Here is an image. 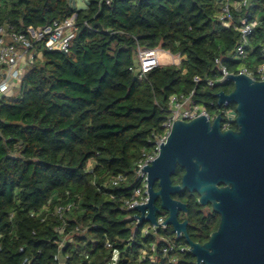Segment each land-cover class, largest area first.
<instances>
[{
    "label": "trees",
    "instance_id": "obj_1",
    "mask_svg": "<svg viewBox=\"0 0 264 264\" xmlns=\"http://www.w3.org/2000/svg\"><path fill=\"white\" fill-rule=\"evenodd\" d=\"M252 2L262 24L247 56L237 58L239 31L218 20L219 0H86L81 8L71 0H0V26L25 31L73 15L78 25L68 52L38 45L22 81L0 99V264L58 263L59 222L45 209L67 192L79 206L68 220L88 226L63 247L67 264H104L112 255L106 240L119 250V264H197L189 250L163 253L158 237L175 238L172 227L131 239L129 212L121 206L140 184L135 168L144 150L164 134L171 95L194 91L198 103L223 114V126V110L236 111L234 103H217L218 92L230 93L234 83L220 80L216 59L234 73L264 62V0ZM139 47L169 50L181 63L160 65L141 78L132 69ZM235 125L231 121L229 128ZM182 172L176 171L174 184ZM118 174L126 181L106 184ZM173 197L187 204L191 238L206 242L219 215L205 210L196 192ZM151 242L154 260L141 259ZM172 256L176 263L169 262Z\"/></svg>",
    "mask_w": 264,
    "mask_h": 264
},
{
    "label": "water",
    "instance_id": "obj_2",
    "mask_svg": "<svg viewBox=\"0 0 264 264\" xmlns=\"http://www.w3.org/2000/svg\"><path fill=\"white\" fill-rule=\"evenodd\" d=\"M227 80L234 89L218 92L217 103L236 104L237 129H223L221 113L213 121L205 115L173 121L158 155L141 166L149 199L134 205L140 213L134 216L158 225L157 215L166 211L161 223L185 239L197 264H264V80L244 73L227 74ZM178 166L184 173L174 184ZM184 190L198 193L199 203L220 215L204 243L194 241L189 221L178 218L188 207L173 195Z\"/></svg>",
    "mask_w": 264,
    "mask_h": 264
},
{
    "label": "built area",
    "instance_id": "obj_3",
    "mask_svg": "<svg viewBox=\"0 0 264 264\" xmlns=\"http://www.w3.org/2000/svg\"><path fill=\"white\" fill-rule=\"evenodd\" d=\"M219 4L220 10L217 18L224 26H233L239 31V42L235 48V55L237 58H245L248 53L247 48L250 44V37L256 28L262 24V17L260 15L253 16L252 0H219ZM77 30L78 25L75 15L61 21L55 20L51 24L38 28L28 27L25 31H18L9 23L0 26V99L6 94H10L22 81L26 68L34 63L38 45H43L49 50H58L66 53L70 49L71 42ZM262 51L264 53V47ZM174 56L175 54L169 50H163L160 47H139L137 54L138 63L132 69L139 77L143 78L152 69L172 61ZM216 62L220 65L221 81L226 80L227 74L234 73L229 71L220 59H216ZM238 73L247 74L253 79L264 80V62L254 67L243 65ZM194 80L199 82L201 78L196 76ZM207 82L210 85L214 83L211 79H207ZM169 111V115L163 122L164 134L156 138L150 150H144L143 156L136 165L135 172L140 184L134 189L131 198L127 199L121 206V209L129 212L126 218L131 221L133 228L131 239L138 232L143 236H148L150 234H157L159 230L168 228V226L161 223L167 218L164 214L159 213L157 215L158 225L152 224L148 220L140 221L138 217L134 216V214H140L134 205L147 203L149 199L147 174L141 169V166L151 164V159L158 155L159 143L166 140L173 121L178 119L189 121L200 115H205L213 121L217 114H219L216 112L212 113L206 106L198 103L195 99L194 91L171 95L169 99ZM223 111L227 121L224 126L222 123V127L226 129L229 128V123L235 120L236 116L232 117L231 115L232 113L235 115L236 111L227 109ZM91 168H89L88 163V169ZM126 179L127 176L125 174L112 175L106 184L111 187H116L126 181ZM51 204L52 199L49 200L47 209L45 210L51 212L58 220L59 223L55 226V231L62 239L59 244V253L56 255V259L58 260L57 264H67L68 256H63V247L73 240L75 234L86 232L88 226L82 224L72 226V223L68 220V216L75 213L79 207L78 203L74 199H71L70 192L66 193L65 198L58 197L52 210L49 208ZM31 215L34 216L35 213L33 212ZM71 226L72 228L69 230ZM174 237L165 235L158 237V241L165 243L162 248L165 255L168 256V254L175 250L190 251L186 241L184 244H181L175 240L181 238V235L175 233ZM150 244L149 249L143 248L141 250V259L149 257L150 260H154V254L151 252L155 251L156 242H151ZM105 246L112 250V255L104 264H119L121 256L119 250L114 248L113 243L109 240L105 241ZM84 256L86 259H89V253L87 251H84ZM169 262L176 263V256L169 257Z\"/></svg>",
    "mask_w": 264,
    "mask_h": 264
},
{
    "label": "flooded vegetation",
    "instance_id": "obj_4",
    "mask_svg": "<svg viewBox=\"0 0 264 264\" xmlns=\"http://www.w3.org/2000/svg\"><path fill=\"white\" fill-rule=\"evenodd\" d=\"M232 129H237V125H235V127L234 128H232ZM182 169L183 170V172H182V175H183V173H184V169L183 168H181L180 166H178L177 167V169H176V171L178 170V169ZM176 171H175V173L172 175V177L174 176V175H176ZM171 177V178H172ZM181 179H182V176H181ZM173 182V181H172ZM179 184V183H178ZM158 188V185L156 184V189ZM175 195V194H174ZM173 195V196H174ZM174 198V197H173ZM157 204H159L160 205V200H157ZM206 209L205 210H208V209H211L212 210V208H211V206L210 205H207V206H204ZM160 213H162V214H164V215H166V217H168V213L166 212V211H164V210H162ZM187 214V212H179V214H178V218H179V220L180 221H184V220H188V219H185L184 217H185V215ZM219 215V214H218ZM219 217H220V215H219ZM184 218V219H183Z\"/></svg>",
    "mask_w": 264,
    "mask_h": 264
},
{
    "label": "rangeland",
    "instance_id": "obj_5",
    "mask_svg": "<svg viewBox=\"0 0 264 264\" xmlns=\"http://www.w3.org/2000/svg\"><path fill=\"white\" fill-rule=\"evenodd\" d=\"M180 63H181V58H180V56L177 55V54H175L173 60L170 61V62H166L165 65H170V64L179 65ZM28 68H29V66H28L26 69H28ZM16 93H17V90H16ZM231 116L234 117V116H236V114L233 115V113H232ZM93 165H94V162H93V161H90V162H89V168H91Z\"/></svg>",
    "mask_w": 264,
    "mask_h": 264
},
{
    "label": "crops",
    "instance_id": "obj_6",
    "mask_svg": "<svg viewBox=\"0 0 264 264\" xmlns=\"http://www.w3.org/2000/svg\"><path fill=\"white\" fill-rule=\"evenodd\" d=\"M71 3L74 7H84L86 6V0H71Z\"/></svg>",
    "mask_w": 264,
    "mask_h": 264
}]
</instances>
